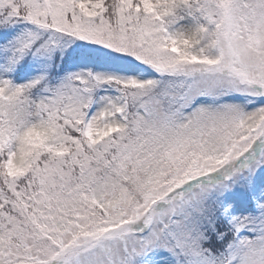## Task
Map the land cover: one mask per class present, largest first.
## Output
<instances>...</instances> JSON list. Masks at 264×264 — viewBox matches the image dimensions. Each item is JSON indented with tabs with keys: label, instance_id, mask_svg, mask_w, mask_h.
Here are the masks:
<instances>
[{
	"label": "snow or ice",
	"instance_id": "6c2138e0",
	"mask_svg": "<svg viewBox=\"0 0 264 264\" xmlns=\"http://www.w3.org/2000/svg\"><path fill=\"white\" fill-rule=\"evenodd\" d=\"M0 264H264V0H0Z\"/></svg>",
	"mask_w": 264,
	"mask_h": 264
}]
</instances>
